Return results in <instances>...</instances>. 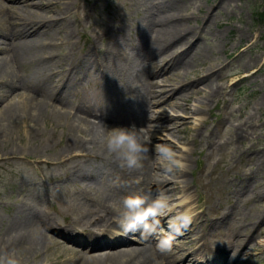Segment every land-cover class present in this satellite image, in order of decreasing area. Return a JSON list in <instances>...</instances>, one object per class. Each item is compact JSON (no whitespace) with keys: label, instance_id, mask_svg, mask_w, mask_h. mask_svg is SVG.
Returning <instances> with one entry per match:
<instances>
[{"label":"rangeland","instance_id":"rangeland-1","mask_svg":"<svg viewBox=\"0 0 264 264\" xmlns=\"http://www.w3.org/2000/svg\"><path fill=\"white\" fill-rule=\"evenodd\" d=\"M54 1L62 9H66L61 17L66 18L64 25L68 26L69 35L68 38H65L57 30L40 32V38L50 48L44 53L50 52L56 55L55 63L57 65L75 63V72L78 73L81 80L80 83H77L72 75H67L68 79L61 88L71 85L77 89L73 91L70 88L71 96L65 99H63L64 95H59V90L48 103L49 106L56 109L62 119L59 115H50L49 113L53 111L51 108H44L40 113L46 116L40 117L35 124L31 122V127H28L25 121L16 120L11 132L0 129V237L5 231L7 219L14 214L19 201L27 200L37 193L41 195V191L45 203L39 204L40 199H36L35 201H38L37 209L50 212L59 220L66 215L67 219L72 222L76 221L78 217L84 221L83 216H86L87 211L90 210V215L85 219L87 222L88 218L101 209L112 205L114 201L121 200L119 191L123 185H127L132 177H116L115 174L108 173L106 175L105 173L92 181L81 180L82 182H80L74 179V181L68 182L66 180V178L70 179L72 173L77 170H88L89 167L100 166L102 157H104L92 152V149H97L96 144L86 142L83 138L84 135L81 131L87 128L88 124L84 119V114L80 113L81 109L77 106L85 104L84 100H86L89 105H96L92 107L94 110L101 111L104 113L103 115L110 117L111 121L107 125L111 128L125 127V113H128L129 110L123 112L125 109L123 107L121 111L115 100L112 99L110 102L103 95L97 96L95 91L100 87L104 89L113 86L118 91L114 94L115 97H119L125 102V98H128L131 93L128 85L137 70L141 71L146 68L143 66L137 70L129 69L130 74L122 76L123 64L119 63L112 67L114 70L111 82L108 79L101 81L99 75L90 69L89 62L94 60L96 55L101 56L109 43L117 42L120 37H123L124 40L131 38L132 41H135L143 27L157 28L156 20L161 13L164 16V26L166 24L168 27L170 22L168 30L164 32L167 31L168 34L174 30L182 31L184 29V32L177 36L175 41L183 40L185 42L187 38H193L200 50L208 51L210 48L212 51V54L205 57L201 55L199 49L195 48L184 54L189 59V70L208 63L210 65L215 62L226 64L229 56L236 57L243 52L238 64L232 63L230 67H227L229 71L233 67H237V72L230 74L233 75L242 73L245 69L244 64L254 60L255 56H259L261 60L264 59V22L256 14L261 11L264 0H71L74 3L67 8H63V0ZM27 9H34L48 17L51 15V13H46L47 8L28 7ZM168 14L176 20L174 22L167 20ZM202 26L205 27L202 28ZM52 27L59 28L58 25ZM255 39L256 43L253 44V48L245 51L244 48ZM207 45L212 47L208 48ZM0 47H2L1 44ZM172 48L174 47H168V49ZM88 51L91 56L86 57ZM257 68L260 70L255 79H241L237 74L234 76L237 79L214 97L209 104L201 105L203 108L200 117L207 120L206 126L208 127L203 131L204 134L207 133V130L212 132L213 145L205 143L202 138H199L200 134L194 135V131L189 130L188 127L185 128V132L174 131L172 135H166L168 130H161L158 134L161 138L167 137L177 143V137L186 138V141L178 143L179 147L174 150L179 155L183 154L184 150L191 151V158L188 156L190 169L187 172V178L191 185L190 191L193 194L195 205L199 204V209L205 210L210 220L220 218L224 213V207L228 209L231 207L240 213L236 217L240 221V226H244L243 220L246 224L247 222L252 223L249 225L252 228L247 231L249 235L247 244L239 255L235 253L238 264H264V195L260 193V195L256 194L254 197L246 199L248 195L245 194L246 196L242 199L236 200V197L230 194L234 187L240 185V181L244 177L250 176L251 168L254 173H252L253 176L248 177V183L255 190H258V184L264 185V107L258 109L256 104L258 97L264 92V61H260ZM67 69V67L64 69V75ZM147 70L148 75V72L154 71V68H147ZM58 71V67L53 68L55 74ZM229 71L225 69V71H221L222 73L219 72V76L227 74ZM174 73L183 77L182 70H174ZM64 75L59 76L60 81L65 79ZM20 77H23L22 74ZM153 78L149 76L147 80L151 82L154 80ZM232 78L227 77L226 83L231 82ZM170 83H165L166 90L172 88L168 86ZM219 83V78L214 79V84ZM46 87L53 90L55 84L50 81ZM78 91L80 100L74 94ZM142 91L147 98H150V91H153V87L149 83H145ZM32 96L37 97L35 94ZM224 100L225 102H223ZM198 101H193V106H200ZM2 104H5V101H2ZM150 107L158 111L154 117H164L169 112L181 116L184 114L180 110H171L164 103H151ZM134 113L139 114V111ZM147 114L153 117V112H147ZM195 117L194 115L190 118L188 126L198 122ZM220 118L223 120L219 121ZM102 121L103 119H101ZM239 122L246 124L247 134L244 135V140H241L240 131L234 132ZM70 123L74 127H69ZM128 123L129 125L125 128L135 126L136 130H143L144 124L147 122H144L143 125H137L131 121ZM261 123L262 125H260ZM105 134L106 132L103 135ZM142 135L150 149L148 156L153 157V163L160 162L155 148L163 140L149 139L145 130ZM194 138H197L195 142H193ZM7 141L11 145H15L16 149L12 150V147L6 144ZM254 141L256 142L254 148L261 149L258 154H254L251 152L252 150L249 151V147ZM75 144L78 145L75 146ZM183 163L185 162L183 161ZM257 166L258 168L254 170ZM124 170L127 172L128 169H123V172ZM41 176L49 181L45 184L46 187L51 185L54 188V194L49 198L50 190L44 191ZM171 176H175V171L171 173ZM86 184L91 186L89 189L91 196L80 192L81 187ZM114 186H117L116 193L111 191ZM101 196L106 197L102 200V206L94 208L89 205L90 199ZM176 201L173 200V202ZM119 202L122 203V201ZM79 223L81 225V221ZM56 231L66 236L65 239L60 240L69 248L72 247L74 251L79 248L76 244L65 241H75L79 231L71 235L70 232L65 233L60 229ZM159 232H163L162 226ZM235 232L241 234L234 233L237 236V241L245 237L246 233L239 228H236ZM232 234L229 235L230 239ZM50 235L59 237L53 233ZM229 238L226 237V239ZM176 239L183 248L188 247L184 238L178 236ZM5 252L15 253L19 264H32L33 254L25 248L24 243H16L12 248H8L0 254ZM228 253H234L233 249H230L226 255ZM38 254V263H40L47 255V251L41 248ZM254 254L256 257H253ZM20 257L27 260L20 262ZM73 264L78 263L74 262Z\"/></svg>","mask_w":264,"mask_h":264},{"label":"bare ground","instance_id":"bare-ground-1","mask_svg":"<svg viewBox=\"0 0 264 264\" xmlns=\"http://www.w3.org/2000/svg\"><path fill=\"white\" fill-rule=\"evenodd\" d=\"M62 3L63 8H67L74 2L63 0ZM28 7L47 8L46 13H51V15L48 17L46 14L43 15L34 9H27ZM65 11L66 9H62L54 0H38L34 2L32 0H0V44L2 45L0 47V129L2 128L7 132H11L16 120L25 121V124L31 127V122L35 124L40 117L46 116L40 113L44 108H51L54 112L52 111L49 114L59 115L60 119H62L56 109L53 106H49L48 103L59 90V95H64L63 99H65L71 96V89L73 91L77 89L71 85L68 87L65 85L66 87L61 88L62 84L68 79L67 75H72L77 83H80L81 78L75 72V63H72L74 66L71 63L57 65L55 63L56 55L50 52L44 53L50 48L40 38L39 34L40 32H53L57 30L65 38H68V26L64 25L66 18L61 17ZM52 18L55 20H50ZM166 19L173 22L176 20V18L169 14ZM54 25H58L59 28L52 27ZM169 25L170 22L168 27H166V24L164 26V16L160 13L156 20L157 28L143 27L140 32L141 34L136 37L135 41H132L131 38L124 40L123 37H120L117 42L109 43L101 56L96 55L95 59L89 62L90 69L99 75L101 81L108 79L110 82L113 78L111 76L114 70L112 67L119 63L123 64L121 68V70L124 69L121 73L122 76H128L130 74L129 69L137 70V68L146 67L141 71L137 70L128 85L130 86L129 91L131 93L128 98H125V102L121 98L115 97L114 94L118 91L113 86H108L103 90L99 89L95 92L97 96L103 95L110 102L112 99L115 100L121 111L123 107L126 109H123V112L129 110L128 113H125V127L129 125L128 122L130 121L137 125H143L144 122H147L144 124L143 130L147 132L149 139H162L161 144L175 149L179 147L178 143H184L186 138L177 137V143L167 137L161 138L158 136L159 132L161 130H168L166 135H172L174 131L185 132V128L188 127L189 130L194 131V135L200 134L199 138H202L205 143L213 145L212 132L207 130V133L204 134L203 131L204 129H208V127L206 126L207 120L200 117L203 108L201 105L209 104L214 97L237 79V77H234L237 74H239L241 79H255L260 70L257 66L264 59L261 60L259 56H255V61L250 60V63L246 62L247 64H244L245 69H243L242 73H234L233 75L230 74L237 72V67L231 69L235 71H229L227 67H230L232 63L238 64L243 52L239 53L236 57L234 55L229 56L226 64L215 62L210 65L208 63L207 65L190 69V71L188 69L189 59L184 54L189 53L193 48L198 50L199 45L193 38H187L185 42L183 40L175 41L176 37L184 32V29L182 31L174 30L167 34V31H164L168 30ZM255 43L256 39L245 47L244 50H251ZM207 46L208 48L212 47L211 45ZM168 47L174 48L168 49ZM200 51L203 57L212 54L210 48L208 51ZM89 56L91 55L88 51L86 57ZM54 67L59 68L56 74L53 72ZM66 67L68 69L64 75L63 72ZM152 67L154 71L148 72L147 75V68ZM178 69L182 70L183 77H179L178 74L174 73V70ZM225 69L229 73L219 76V72H223ZM189 71L190 73H188ZM20 74L23 77H20ZM60 75H64L65 78L61 79L62 83L59 80ZM149 76L154 77V80L148 81L147 77ZM227 77L234 78H232L231 82L226 83ZM218 78L220 79V83L214 84V79ZM50 81H53L55 84L53 90L46 87ZM166 82H171L168 86L172 88L169 90L165 88ZM145 83H149L153 87V91H150V98H147L142 91ZM79 93V91L74 92L78 100L81 99ZM32 94L37 95V97L34 98ZM195 100H199L200 106H193L192 102ZM2 101H5V104H2ZM84 103L86 105L77 106L81 109L80 113L84 114V119L88 124V127L81 131L84 135L83 138L86 142L95 143L97 149H92V152L104 157H102L103 160H101L102 164L100 166H92L87 168L88 170H77L72 173L70 179L66 178V180L68 182L74 181V179L80 182H82L81 180L92 181L98 176H103L105 173L106 175L108 173L115 174L116 177H132L127 185H123L121 191H119V199H121L119 201H123L128 196H141L146 198L150 203L158 194H164L172 202L173 200H178L182 193L189 195L191 198L190 203L184 205V207L191 206L195 215L189 229L184 231L186 235L181 236L185 239L188 247L184 249L181 245H176L173 246L171 252L160 254L155 248V238L149 240L138 238L136 241L139 243H129V240L125 236L121 235V237H118L115 235L119 230L117 227L110 229L107 234L103 233L106 235L91 227L97 223H105V220L115 214V211L120 213L122 203L119 201H114L109 207L103 208V218L99 217L98 219L89 220L88 224L85 223V219L91 211H88L87 215L83 216L84 221L82 225L78 221H68L65 215L62 216L63 223H59L50 214L43 213L37 209L36 204L38 201L36 202L35 200L40 199L39 203L44 202L41 192V195L37 193V195L34 194L27 200L23 199L19 201L14 214L7 219L5 231L0 237V252L12 248L16 243H24L25 248L29 249L33 254L32 264H42L41 262L44 264H73L74 262L78 264H206L201 258L196 259L195 255H201V252H203L202 248L208 245V252L214 258H218L227 264H238L237 254L235 253L239 255L242 248L247 244L249 239L247 231L252 228L249 226L252 223L247 222L246 224L245 220H243L244 226H240V221L236 218L240 213L231 207L229 209L224 207L222 217L217 220H210L207 213L202 214L199 212L200 205H195V201H193V194L190 191L191 185L187 178V172L190 169L188 156L190 157L191 151L184 150V153L179 155L185 162V168L183 170H176L174 177L164 172L161 162L156 161L153 163L152 156H148L147 159L143 160L142 167L139 169L127 170V172L124 170L126 172L124 173V168L119 167L118 162L99 142L100 137L106 132V129H111L107 125L111 121L110 117L103 115L104 113L101 111L94 110L92 107L96 105H89L86 100H84ZM151 103H164L171 110H180L184 114L181 116L169 112L164 117H154V114L158 111L150 107ZM256 104L258 109L264 107V92L258 97ZM135 111H139V114L134 113ZM147 112H153L154 118L152 115L149 116ZM194 115L198 122L188 126L190 118ZM101 119H103L102 122ZM222 120L223 118L219 119V121ZM151 122L153 123L150 124ZM69 127L74 126L70 123ZM245 128L246 124L239 122L234 130V132L240 131L242 135L241 140H244V135L247 134ZM196 139L194 138L193 142ZM6 144L9 147L11 146L12 150L16 149V146L11 145L10 142L7 141ZM77 145L75 144V146ZM255 145L256 142L254 141L250 145L249 151L252 150L251 152L258 154L261 152V149L254 148ZM193 151L194 149L192 153ZM257 168L258 166L254 170ZM252 173L254 172L251 168L249 170L250 176L248 177L253 176ZM248 177H244L240 181V185L230 191V194H233L236 200L242 199L246 195H248L246 199L248 197L252 198L256 194L260 195V193L264 195V185L258 184V190H255L248 183ZM133 179L136 181H132ZM90 188L91 186L86 184L84 187H81L80 192L91 196ZM111 191L116 193L117 186L112 187ZM105 198L104 196L93 197L90 199L89 205L94 206V208L102 206V200ZM180 211H183V208ZM166 221H168L166 217L160 218V225ZM97 226L102 227L106 225ZM55 227L60 228L61 231L66 233L75 232L79 229V234L75 241L65 240L76 244L79 248L74 251L72 247L69 248L60 238L50 235L52 233L50 230L55 229ZM236 228L246 233L245 237L240 240L238 239V241L234 233H238V235L240 233L235 232ZM231 233L233 234L230 239L229 235ZM226 237L229 239H226ZM105 239L108 242L104 241ZM98 240H102L104 242L103 246L107 248L93 251L95 243ZM219 245H223V252H218ZM41 248L47 251V255L38 263V251ZM230 249H233L234 253L226 256V253ZM253 257H256V254ZM19 260L20 262H24L27 259L25 260L24 257H20Z\"/></svg>","mask_w":264,"mask_h":264},{"label":"clouds","instance_id":"clouds-1","mask_svg":"<svg viewBox=\"0 0 264 264\" xmlns=\"http://www.w3.org/2000/svg\"><path fill=\"white\" fill-rule=\"evenodd\" d=\"M143 130L116 127L106 129L100 137V144L118 162L119 167L135 170L142 167L143 160L148 158L150 149L142 135ZM155 151L162 163L165 173L183 170L185 164L179 154L165 144L156 145ZM190 196L182 193L176 202H171L164 194H158L150 203L141 196H128L122 201V209L117 218V235L133 236L141 240L156 238L155 248L160 254L171 252L174 241L183 235L192 224L195 212L193 208L184 207L190 203ZM183 208V211L178 209ZM166 217L167 234H160V218ZM0 264H19L15 253L0 254Z\"/></svg>","mask_w":264,"mask_h":264},{"label":"trees","instance_id":"trees-1","mask_svg":"<svg viewBox=\"0 0 264 264\" xmlns=\"http://www.w3.org/2000/svg\"><path fill=\"white\" fill-rule=\"evenodd\" d=\"M257 15H258V17L260 18V20L262 21V22H264V5L262 6V10H261V12H257L256 13Z\"/></svg>","mask_w":264,"mask_h":264}]
</instances>
